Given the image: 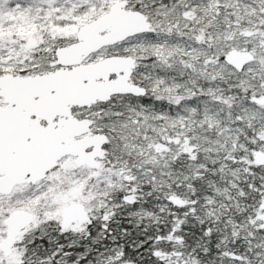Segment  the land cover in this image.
Returning <instances> with one entry per match:
<instances>
[{
    "label": "snow or ice",
    "instance_id": "6c2138e0",
    "mask_svg": "<svg viewBox=\"0 0 264 264\" xmlns=\"http://www.w3.org/2000/svg\"><path fill=\"white\" fill-rule=\"evenodd\" d=\"M0 264H264V0H0Z\"/></svg>",
    "mask_w": 264,
    "mask_h": 264
}]
</instances>
